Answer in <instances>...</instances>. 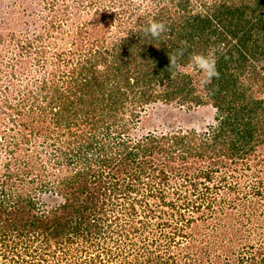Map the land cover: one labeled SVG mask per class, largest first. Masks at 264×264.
Returning <instances> with one entry per match:
<instances>
[{
    "label": "trees",
    "instance_id": "16d2710c",
    "mask_svg": "<svg viewBox=\"0 0 264 264\" xmlns=\"http://www.w3.org/2000/svg\"><path fill=\"white\" fill-rule=\"evenodd\" d=\"M195 1L196 5L192 0L156 1L153 11L147 8L110 47L102 44L83 59L78 55L75 73L72 69L67 81L39 79V86L12 106L17 110L15 117L23 118L18 124L22 141L48 121L55 134L52 140L65 135V141L61 140L62 148L50 144L55 150L46 160L54 163L55 171L43 176L37 186L32 179L27 182L34 195L49 193L51 205L43 207L34 197L0 191V256L4 260L18 243L30 255L29 248L38 242L41 249L34 248L32 256L46 264L54 256L66 264H180V255L192 261V256L183 254V242L189 238L185 225L196 220L192 214L204 209L212 215L221 204L228 205L230 199L213 196L221 190L239 192L228 181L230 166L242 178L244 172L253 171V180L242 184L252 196H263L260 173L252 170L249 160L264 147V92L261 97L251 93L248 100L245 94L253 86L254 93L264 89V0H214L202 11L198 8H205L206 1ZM153 20L168 29L159 39L143 34ZM47 25L49 31H63L56 17ZM181 42H187V47L177 63H187L192 53L216 49L219 78L194 87V92L200 89L192 96L193 107H212L214 123L201 133L149 134L131 140L126 131L137 116L135 106L128 104L130 111L125 110L126 102L188 104L184 101L188 96H180V91L190 85L191 77L168 70V54H174ZM27 44L22 50L37 63L51 56L52 49ZM248 72L240 82L238 77ZM46 86L52 87L50 95H43ZM119 112L124 114L119 117ZM193 136L201 140L195 142ZM9 144L19 147L20 141L10 138ZM32 150L31 163L38 160L43 166L38 147ZM186 155L205 160L207 167H198L191 175L177 171L172 162L185 160ZM32 166L27 172L33 171ZM171 175L173 179L180 175L182 183L170 182ZM169 195L176 198L166 200ZM163 208L170 209L171 217L178 214L176 223L161 221L157 213ZM183 212L191 213L189 218H182ZM209 215L202 212L198 217L208 221ZM180 217L186 224L180 225ZM248 259L251 264H264V257ZM10 260L19 264L16 256Z\"/></svg>",
    "mask_w": 264,
    "mask_h": 264
},
{
    "label": "rangeland",
    "instance_id": "374dc122",
    "mask_svg": "<svg viewBox=\"0 0 264 264\" xmlns=\"http://www.w3.org/2000/svg\"><path fill=\"white\" fill-rule=\"evenodd\" d=\"M156 1L158 0H0L1 192L12 191L11 196L20 194L34 197L43 207L51 205V200L47 198V196H50L49 193L34 195L32 184L28 186L27 182L32 179L33 185L37 186L41 183L43 176H49L55 171L54 163H49L46 158L48 153L55 150L50 145L52 142L54 146L63 147L62 141H65V135L61 136L59 140L53 141L52 138L55 137V134L50 132L53 129L47 126L48 121L38 124L37 132L40 130V134L36 132L34 136H29L28 141H22L20 138L22 128L18 124L23 122V118L22 116L15 117V111L17 110L12 106L16 107L20 102L19 99L23 100V94L28 90H34L38 87L39 79L45 78L52 82L62 78L63 81H67L72 69L75 73L74 67L78 55L83 59L102 44L105 47H110L121 36V33L126 31L127 27L132 26V22L140 14L146 12L147 8L153 11L152 8L156 5ZM192 1L193 5H196V1ZM205 1V8L201 6L198 10H206L208 5L214 2V0ZM226 1L232 3L234 0ZM124 8H128L129 12H123ZM54 17L61 20L63 31L58 33L55 30L49 31L47 24ZM110 22L113 23L110 25ZM39 33L40 37H37L36 35ZM23 43H29L30 48L36 44L44 45L45 48L52 49L51 56L49 54L48 57H45V59L43 57L37 63L35 58L32 59V56H28L22 50ZM188 62L184 64L178 62V64L185 66L179 69L180 74L189 75L191 77L189 81L192 80L190 85L180 91V96H188V100H184L185 103L188 102L187 105L172 103L165 106L161 102H156L155 105L149 103L143 106V103L138 100H135L134 103L126 102L125 110L130 111L128 104L132 107L135 106L137 116L136 120L129 126L128 133L126 131L131 140L140 139L149 134L168 135L180 133V135H189L196 132L201 133L207 131L209 126L214 123V110L212 107L209 105L193 107L194 100H192V96L197 94L200 89L194 92L193 88L200 86L204 77L197 69H187ZM250 74L251 72H248L239 76L238 80L240 82L244 81ZM68 85V83L65 84L66 87ZM23 88L26 90L22 91ZM53 89L58 88L53 86ZM254 89L253 86L251 92H246L245 100H248L251 93L253 97H261L264 89L258 93H254ZM42 90L43 95L52 93L51 86H46ZM127 91L129 90L127 89ZM19 94L20 96H18ZM138 97L139 95H136V99ZM123 114L124 112H119V117ZM45 116H47V113ZM27 121L30 122V118H27ZM37 121H40V119ZM35 125L37 124L34 123ZM110 131L115 132L114 129ZM57 133L62 134V129H57ZM126 134L124 135L126 136ZM10 138L16 141L19 140L20 146L11 147L9 144ZM199 140L201 138H194L195 142H199ZM48 145L50 146L48 147ZM36 146L43 157V166L40 165L38 160L36 164L31 163V160L35 157L32 149H35ZM169 156L173 157L174 154ZM185 157V160L180 158V160L177 159L172 162L177 171L191 175L198 167H207L208 162L205 160H196L197 158L189 155ZM249 164L252 170L260 173L259 178H261L264 185V147L254 154V157L249 160ZM30 165H33V171L27 172ZM230 167L227 172V174L230 173L228 181L232 186L236 185L235 188L239 192L226 191L224 193L225 189L221 190L213 196L217 200L221 197L230 199L227 201V203L229 202L228 205L221 204L220 208L216 209L212 215H209L204 209L201 212L194 213L192 215L196 220L185 225L184 232L189 238L187 237V241L183 242L185 247L183 254L192 256V261H196L194 264H240V262L251 264L248 257H255L256 261H260L264 257V194L261 197L252 196L250 190L245 188V183L253 180L250 178V175L254 173L253 171L244 172L246 176L242 178L236 171L232 170V166ZM219 168L224 169L221 166ZM171 179L170 182L172 183H182L180 175L174 177V179L171 175ZM242 182H245L244 185ZM182 191L187 192V190ZM175 198L176 196L169 195L166 200H174ZM152 200L149 199V202ZM202 212L207 213L211 218L209 217L208 221L200 219ZM173 213L177 214L176 209ZM183 214H181L182 218L186 219L189 218L191 213L183 212ZM157 215H160L161 221L169 220V222L176 223L179 219L178 214L171 217L168 208L158 210ZM151 222H156V219H152ZM181 224L186 223H183L180 217ZM16 242L18 243V240ZM37 244L38 242L33 243V246L28 250V253L31 254L28 255L25 254L23 246L18 243L15 249L8 253V260H4L0 256V264H17L15 260L14 262L10 260L13 256L18 258L19 264H36L40 262L38 258L34 259V256H32L34 255V252L32 253L34 248L39 247L38 249H41V246ZM175 249L177 253H180V245ZM50 250L54 251L55 249L52 247ZM69 256L67 255V257ZM57 257L59 256H54L48 264H66L65 261H59L58 263ZM192 261L180 255V264H191ZM40 263L46 264L45 262Z\"/></svg>",
    "mask_w": 264,
    "mask_h": 264
},
{
    "label": "clouds",
    "instance_id": "9594fccd",
    "mask_svg": "<svg viewBox=\"0 0 264 264\" xmlns=\"http://www.w3.org/2000/svg\"><path fill=\"white\" fill-rule=\"evenodd\" d=\"M168 31L165 23L161 21H150L149 24L143 29L144 36H151L154 39H159L164 33ZM187 42H181L180 47L175 50L174 54L169 56L170 65L169 71L179 70L183 65L177 63L178 58H182L185 55ZM222 48V45L217 46ZM217 57L216 49H209L207 54L204 53H192L189 55V62L186 65L187 69L199 70L204 79L203 83H210L213 78L218 79L220 73L217 70Z\"/></svg>",
    "mask_w": 264,
    "mask_h": 264
}]
</instances>
